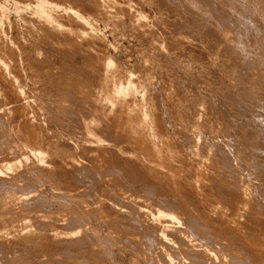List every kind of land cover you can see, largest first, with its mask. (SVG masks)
<instances>
[{
    "label": "rangeland",
    "instance_id": "obj_1",
    "mask_svg": "<svg viewBox=\"0 0 264 264\" xmlns=\"http://www.w3.org/2000/svg\"><path fill=\"white\" fill-rule=\"evenodd\" d=\"M0 174V264H264V0H0Z\"/></svg>",
    "mask_w": 264,
    "mask_h": 264
},
{
    "label": "bare ground",
    "instance_id": "obj_2",
    "mask_svg": "<svg viewBox=\"0 0 264 264\" xmlns=\"http://www.w3.org/2000/svg\"><path fill=\"white\" fill-rule=\"evenodd\" d=\"M41 1V0H40ZM41 5V4H40ZM47 5V4H46ZM42 6V5H41ZM38 8V7H37ZM56 8V7H55ZM126 8V7H125ZM42 9V8H41ZM44 9V8H43ZM49 10V9H48ZM44 11V10H43ZM42 11V12H43ZM69 12L73 15V16H75V17H77V12H75L74 10H72V9H70L69 10ZM45 14V13H44ZM75 14V15H74ZM110 15V14H109ZM47 16V15H46ZM79 16V15H78ZM45 17V16H44ZM80 17V16H79ZM48 18V17H47ZM72 19V18H71ZM83 19V18H82ZM67 20V19H66ZM76 20V19H75ZM90 21V20H89ZM56 23V22H55ZM141 25V24H140ZM62 27V26H61ZM141 28V27H140ZM85 29V28H84ZM144 29V28H143ZM58 30V29H57ZM75 30V29H74ZM88 31V30H87ZM89 33H90V31H89ZM81 34V33H80ZM83 34H85V33H83ZM145 34V33H144ZM87 36V35H86ZM93 36V35H92ZM96 37V36H95ZM76 38V37H75ZM90 39V38H89ZM72 45V44H71ZM93 50V49H92ZM12 51V50H11ZM30 53V52H29ZM32 59V58H31ZM148 63V62H147ZM2 64V63H1ZM109 64V63H108ZM100 66V65H99ZM109 66V65H108ZM4 67V66H3ZM109 68H110V66H109ZM107 71V70H106ZM110 71V70H109ZM120 72V71H119ZM50 73H52V72H50ZM40 74V73H39ZM104 74V73H103ZM48 76V75H47ZM105 79V78H104ZM127 79V78H126ZM43 81V80H42ZM128 83H130V82H128ZM107 85V84H106ZM123 85V84H122ZM126 85V84H125ZM131 85V84H130ZM129 85V86H130ZM115 86V85H114ZM120 87H121V85H119ZM128 86V84H127V88L129 87ZM145 86H146V84H145ZM134 87V86H133ZM140 87V86H139ZM149 87V86H148ZM107 88V87H106ZM125 88V87H124ZM123 88V89H124ZM119 89V88H118ZM129 89H130V87H129ZM129 89H124V90H127V92L126 93H128V90ZM134 89V88H133ZM115 90V89H114ZM120 90V89H119ZM124 90H122L121 89V91L124 93ZM148 90V89H147ZM83 91V90H82ZM117 91V90H116ZM130 91V90H129ZM137 91V90H136ZM75 92V91H74ZM117 92H119V91H117ZM138 92V91H137ZM121 93V92H120ZM120 93H119V95H120ZM130 93V92H129ZM132 93H133V90H132ZM151 93V92H150ZM118 94V93H117ZM136 94V93H135ZM19 95V94H18ZM110 95V94H109ZM122 95H124V94H122ZM128 95V94H127ZM131 95V94H130ZM111 96V95H110ZM117 97V96H116ZM120 96H118V98H119ZM148 97H149V95H148ZM172 97V96H171ZM143 99V98H142ZM132 101V100H131ZM111 102V101H110ZM134 102H135V100H134ZM113 103V102H112ZM117 103V102H116ZM135 104V103H134ZM150 105V104H149ZM180 105V104H179ZM134 106V105H133ZM135 107V106H134ZM144 107V106H143ZM122 108V107H121ZM95 109V108H94ZM148 109V108H147ZM145 110V109H144ZM150 111H152L151 109H150ZM156 112V111H155ZM48 113V112H47ZM126 113V112H125ZM152 113V112H151ZM141 114V113H140ZM153 114V113H152ZM87 115V114H86ZM178 115V114H177ZM144 116H146V115H144ZM144 116H143V118H144ZM92 117V116H91ZM153 117V116H152ZM140 118H142L141 116H140ZM146 119V118H145ZM144 119V120H145ZM130 120V119H129ZM134 120V119H133ZM132 120V121H133ZM148 120V119H147ZM83 121V120H82ZM88 121V120H87ZM135 121V120H134ZM84 122V121H83ZM92 122V121H91ZM94 122V121H93ZM128 122V121H127ZM143 122H145V121H143ZM151 122H153V121H151ZM158 123V122H157ZM196 123V122H195ZM83 125H85L84 123H82ZM105 124V123H104ZM152 124V123H151ZM181 124V123H180ZM129 125H130V123H129ZM140 126V125H139ZM150 126V125H149ZM105 127V126H104ZM130 127V126H129ZM135 127V126H134ZM147 127V126H146ZM152 127V126H151ZM154 127V126H153ZM152 127V128H153ZM177 127V126H176ZM92 128V127H91ZM140 128V127H139ZM120 129V128H119ZM124 129V128H123ZM122 129V130H123ZM131 129H132V126H131ZM154 129H156V128H154ZM154 129H152V130H154ZM104 130H105V128H104ZM139 130V129H138ZM151 130V131H152ZM84 131V130H83ZM86 131V130H85ZM84 131V132H85ZM92 131V130H91ZM131 131H133V130H131ZM158 131V130H157ZM108 132V131H107ZM134 132V131H133ZM153 132V131H152ZM97 133V132H96ZM138 133H140L139 131H138ZM91 135V134H90ZM89 135V136H90ZM152 135V134H151ZM154 135H156L155 134V132H154ZM159 135V134H158ZM150 136V135H149ZM157 136V135H156ZM162 136V135H161ZM93 137V136H92ZM168 137V136H167ZM99 138V137H98ZM139 138V137H138ZM82 139V138H81ZM102 140H103V138H101ZM86 140V139H85ZM136 140V139H135ZM182 140V139H181ZM88 141V140H87ZM117 141V140H116ZM115 141V142H116ZM140 141V140H139ZM138 141V142H139ZM160 141V140H159ZM195 142V141H194ZM42 143V142H41ZM90 143V142H89ZM117 143V142H116ZM140 143V142H139ZM161 143V142H160ZM84 144V143H83ZM96 144V143H95ZM151 144V143H150ZM171 144V143H170ZM173 144V143H172ZM93 145V144H92ZM109 145V144H108ZM147 145V144H146ZM149 145V144H148ZM163 145V144H162ZM75 146V145H74ZM103 147H105V146H103ZM107 147V146H106ZM167 147V146H166ZM205 147V146H204ZM113 148V147H112ZM165 148V147H164ZM194 148V147H193ZM192 148V149H193ZM40 150V149H39ZM213 150V149H212ZM33 151V150H32ZM42 151V150H41ZM45 151V150H44ZM189 151V150H188ZM86 152V151H85ZM149 152V151H148ZM153 152H155V151H153ZM197 153V152H196ZM37 154H40V152L39 153H37ZM156 154V153H155ZM90 155V154H89ZM44 158V157H43ZM25 159V158H24ZM162 160V159H161ZM194 160V159H193ZM194 162V161H193ZM46 163V162H45ZM7 164V163H6ZM42 165V164H41ZM50 165V164H49ZM194 165V164H193ZM13 167V166H12ZM2 169V168H1ZM12 169V168H11ZM7 170V169H6ZM196 171V170H195ZM190 174V173H189ZM1 175V174H0ZM199 177V176H198ZM166 178V177H165ZM200 178V177H199ZM202 180H203V178H202ZM241 181V180H240ZM175 182V181H174ZM178 182V181H177ZM199 183V182H198ZM190 184V183H189ZM193 185V184H192ZM243 186V185H242ZM241 187V186H240ZM245 187V186H244ZM218 188V187H217ZM240 190H241V188H240ZM242 192V191H241ZM247 194V193H246ZM33 195V194H32ZM35 195V194H34ZM187 195V194H186ZM189 195V194H188ZM239 195V194H238ZM242 195V194H241ZM28 196V195H27ZM190 196V195H189ZM33 197V196H32ZM28 199V198H27ZM252 200V199H251ZM121 207V206H120ZM119 209V208H118ZM123 209V208H122ZM144 209H146V208H144ZM142 210V209H141ZM141 212V211H140ZM146 213V212H145ZM162 213H164V212H162ZM160 214V213H159ZM166 214V213H165ZM165 214H163V215H165ZM156 215V214H155ZM177 215V214H176ZM145 215H143V217H144ZM161 216V215H160ZM146 217V216H145ZM142 218V217H141ZM151 218V217H150ZM160 218H162V217H160ZM146 220V219H145ZM170 220V221H169ZM172 220V221H171ZM173 220H176V217H174L173 215H171V214H166L165 215V217H163L158 223H160V225H161V227H163L164 228V230L167 232V234H166V232L165 233H163V232H161V233H163L162 235H161V238H162V240H164L165 242L166 241H168L167 240V238L169 237V236H172L174 239H176L177 241H178V243L180 242V243H184L185 242V239H187L186 237H184V236H182L181 234L184 232V229H182L183 230V232L181 233V231H180V227L179 226H181L180 224L178 225V226H175V225H172V222H173ZM152 221V220H151ZM157 221V220H156ZM150 223V222H149ZM153 223V222H152ZM174 223V222H173ZM176 223H178V222H176ZM144 224V223H143ZM151 224V223H150ZM154 224H156V223H154ZM157 226V225H156ZM183 226V225H182ZM181 226V227H182ZM153 227H154V225H153ZM179 227V228H178ZM158 228V227H157ZM160 228V227H159ZM160 230H161V228H160ZM163 230V231H164ZM80 231H81V229H80ZM153 231H154V229H153ZM155 232V231H154ZM153 232V233H154ZM76 233V232H75ZM156 233V232H155ZM154 233V234H155ZM158 234V233H157ZM159 234H160V232H159ZM185 234V233H184ZM80 235V234H79ZM76 236V235H75ZM153 236V235H152ZM168 236V237H167ZM186 236V235H185ZM159 238V236H156L155 235V238ZM172 238V239H173ZM185 238V239H184ZM144 239V238H143ZM153 239V238H152ZM169 239H171V238H169ZM173 239V240H174ZM155 240V239H154ZM159 242L160 241H162L161 239L159 240V239H157ZM149 241H150V239H149ZM175 241V240H174ZM187 241H188V239H187ZM192 241V240H191ZM169 242V241H168ZM188 243H190V241H188L187 242V244ZM192 243H193V241H192ZM172 244H173V242H172ZM171 244V245H172ZM150 245V244H149ZM160 245H162V244H160ZM159 245V246H160ZM180 245V244H179ZM189 245V244H188ZM173 246V245H172ZM176 246H178V245H176ZM175 246V248H178V247H176ZM181 246H184L183 244H181ZM191 246V249H189V253L190 254H193L194 256L196 255V257L195 258H197L198 260L200 259L201 261L200 262H202V263H204L203 262V260H204V257L202 256V254L201 253H197V251H198V249H200V248H198L197 250L193 247V249H192V245H190ZM163 246H161V251H162V249H164L165 250V247L164 248H162ZM153 249V248H152ZM183 249H185V247L183 248ZM188 249H186V250H188ZM195 249V250H194ZM172 250V249H171ZM177 250V249H176ZM167 251H168V249H167ZM173 251H174V249H173ZM208 252V251H207ZM165 253V252H164ZM177 253V252H176ZM188 253V252H187ZM163 255V254H162ZM211 255V254H210ZM204 256H207L208 257V255H204ZM221 256V255H220ZM209 258H211V257H209ZM215 258V257H214ZM217 258V257H216ZM192 259V258H191ZM207 260H208V258H207ZM197 262V261H196ZM211 262V261H210ZM169 263V262H168ZM199 262H197L196 264H198ZM201 263V264H202ZM205 264H206V262H205ZM209 264V263H208ZM211 264H213V263H211Z\"/></svg>",
    "mask_w": 264,
    "mask_h": 264
}]
</instances>
